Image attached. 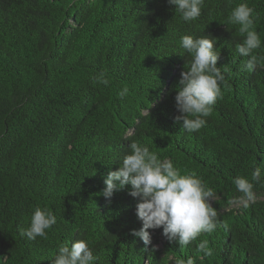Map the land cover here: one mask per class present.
<instances>
[{"label": "trees", "instance_id": "1", "mask_svg": "<svg viewBox=\"0 0 264 264\" xmlns=\"http://www.w3.org/2000/svg\"><path fill=\"white\" fill-rule=\"evenodd\" d=\"M240 3L254 9L262 41L252 72L239 71L244 37L228 20ZM183 35L212 39L225 75L198 132L175 120V86L192 60ZM132 142L182 175L194 172L229 230L187 247L162 228L148 229L147 246L132 235L142 225L131 187L100 195ZM256 167L261 181L244 208L233 180H251ZM36 207L56 223L47 238L29 240L22 231ZM78 240L94 264H264V0H204L190 22L167 0H0V264H53L60 245ZM202 240L213 255L197 252Z\"/></svg>", "mask_w": 264, "mask_h": 264}, {"label": "clouds", "instance_id": "2", "mask_svg": "<svg viewBox=\"0 0 264 264\" xmlns=\"http://www.w3.org/2000/svg\"><path fill=\"white\" fill-rule=\"evenodd\" d=\"M204 0H167V4L178 12L180 19L190 22L201 15ZM254 9L247 3H240L232 9L229 23L238 25L243 35L242 43L236 45L240 57L248 59L240 65V72H252L258 65L254 50L262 46L258 33L253 30ZM180 47L191 54L192 60L188 70L180 73L175 86V108L179 115L176 121L182 122L188 132H198L206 125V117L212 113L213 105L222 97L221 85L225 75L217 67L220 53L214 50V41L208 37L193 38L183 35ZM227 71V70H226ZM105 86L109 81L103 74L94 78ZM124 87L118 93L121 98L128 95ZM261 181V169L256 167L251 172V180L243 176L234 178L233 183L242 194V205L249 207L254 200L253 182ZM104 189L100 193L110 200L114 191L131 187L129 195L137 200L135 215L141 227L132 229L131 234L140 238L145 246L151 243L148 229L162 228V235L169 241L175 240L179 246L187 247L197 240L202 233L211 234L218 228L229 230V225L218 221L217 211L211 202L214 192L206 188L203 181L193 172L182 175L171 160L161 161L158 155L150 151L145 144L132 142L115 171H109L104 178ZM56 223L55 215L47 208L36 207L30 225L22 231L29 240L37 237L47 238V230ZM155 250V246L154 249ZM198 253L204 256L213 255L207 240L196 245ZM98 257L93 255L85 240L64 243L59 246L53 264H94ZM177 264H195L192 258L180 259Z\"/></svg>", "mask_w": 264, "mask_h": 264}]
</instances>
